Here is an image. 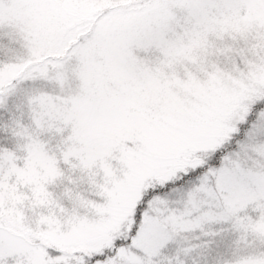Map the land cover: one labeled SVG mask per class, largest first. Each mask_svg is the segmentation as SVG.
Listing matches in <instances>:
<instances>
[{"label": "snow or ice", "instance_id": "snow-or-ice-1", "mask_svg": "<svg viewBox=\"0 0 264 264\" xmlns=\"http://www.w3.org/2000/svg\"><path fill=\"white\" fill-rule=\"evenodd\" d=\"M0 264H264V0H0Z\"/></svg>", "mask_w": 264, "mask_h": 264}]
</instances>
